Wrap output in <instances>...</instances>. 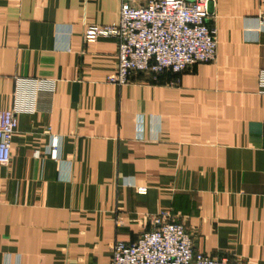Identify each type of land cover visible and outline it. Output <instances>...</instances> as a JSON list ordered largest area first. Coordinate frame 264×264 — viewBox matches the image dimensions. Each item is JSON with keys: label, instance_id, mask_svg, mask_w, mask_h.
Instances as JSON below:
<instances>
[{"label": "crops", "instance_id": "1", "mask_svg": "<svg viewBox=\"0 0 264 264\" xmlns=\"http://www.w3.org/2000/svg\"><path fill=\"white\" fill-rule=\"evenodd\" d=\"M121 4L0 0V109L18 116L0 165V264H109L112 244L163 210L196 250L264 264L260 0L212 4L215 61L118 85V39L85 29L117 25Z\"/></svg>", "mask_w": 264, "mask_h": 264}, {"label": "built area", "instance_id": "2", "mask_svg": "<svg viewBox=\"0 0 264 264\" xmlns=\"http://www.w3.org/2000/svg\"><path fill=\"white\" fill-rule=\"evenodd\" d=\"M215 0H148L135 5L121 0L119 21L114 26L89 25L85 39L100 36L118 39V67L109 75L111 83L124 85L138 73L153 79L165 72L178 74L198 63L216 60L217 30L210 24ZM263 12L259 18L264 27ZM259 90L264 93V70L259 74ZM18 126L15 109H0V165L11 161L13 138ZM60 139L53 137L49 154L58 159ZM145 192V188H138ZM154 229L145 231L133 242L115 241L109 264H233L216 259L194 248L192 234L184 224L163 210L154 218Z\"/></svg>", "mask_w": 264, "mask_h": 264}, {"label": "water", "instance_id": "3", "mask_svg": "<svg viewBox=\"0 0 264 264\" xmlns=\"http://www.w3.org/2000/svg\"><path fill=\"white\" fill-rule=\"evenodd\" d=\"M79 86H80L79 82H76L74 84V90H73V99L74 100H78V97H79Z\"/></svg>", "mask_w": 264, "mask_h": 264}]
</instances>
